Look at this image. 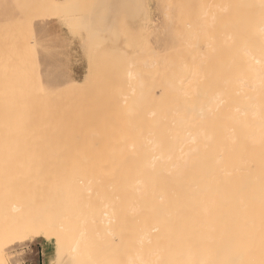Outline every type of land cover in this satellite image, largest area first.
<instances>
[{
    "label": "bare ground",
    "instance_id": "6f19581e",
    "mask_svg": "<svg viewBox=\"0 0 264 264\" xmlns=\"http://www.w3.org/2000/svg\"><path fill=\"white\" fill-rule=\"evenodd\" d=\"M210 1L213 2L209 0L207 8ZM233 1L236 6L231 9L234 6L233 4L231 6ZM82 2L85 5V1ZM123 2L134 1L100 2L106 5V8L98 11L104 12L110 21L109 31L113 23L117 19L120 20L122 14H126L122 12L121 16L117 15L118 18L114 20L116 11ZM212 2L210 8L214 7ZM219 2L216 0L214 3L216 9L211 8L210 12L208 8L207 13L214 10L211 16H216L217 9L226 10V6H231L226 10L230 14L237 8L230 14L237 16V22L233 20L236 18L235 15L231 18L224 10L226 17L229 16L233 21L230 22L228 17L226 19L229 21L225 19V23H232L234 25L231 24L232 28L229 27V23V25L224 23L223 26L229 28L226 27L227 30L223 28L224 31L219 27V21L218 24L213 23L222 29L221 35L225 32L227 38L222 35L223 37L218 40L228 42L223 46L219 45L222 42L217 45L229 46L230 51L227 52L226 48L225 51L230 57L225 55L224 49H221L222 53L219 48L220 54L218 49L215 48L217 51L214 49L215 46L211 49L212 44L207 41L205 46H209L208 48L213 51L208 50L204 53L201 49L188 47L186 50V46H181L178 48L180 51L181 48L185 49L184 52L187 51V54L183 50L181 52L185 56L184 59L186 60L190 54L194 59H191L189 65L186 64V69L185 64L178 66L181 61L176 63L173 61L174 65L178 64L175 74L178 71L183 73L173 75L175 79L172 77L171 82L166 79L167 77L164 79L166 75L171 77L170 72L161 75L165 72L160 73V70H157L156 72H159L155 77L160 74L163 77H159L161 81L168 82H164L163 87L158 88L148 84L152 89L149 87L150 89H145L146 91L142 78H139L138 84L136 83L139 88H136L137 85L134 83L136 80L132 86L133 80L130 79H136V76L133 73L134 76L131 77L130 72L131 78L127 83L131 81L129 84L132 88L135 87L134 90L143 89L139 92L140 96H145L143 93L145 92L149 97H155L152 96L153 90L155 93L156 89L160 88L162 92L163 88L166 92L162 94L167 97L162 99L155 94L158 99H162L160 107L158 103H156L158 107L154 106L156 97L148 101L146 95L147 102L143 97L144 100L137 97L136 100L133 99L134 102L126 99L124 101L131 103L128 107V102L122 101L120 107L122 106L124 114L122 109L114 110L112 107L114 116L122 115L121 118L118 117L119 121L124 118L121 122L125 129L118 121L119 131L112 129L114 123H110L111 127L106 124L105 119L109 121L110 118L105 117L107 115L110 117V114L102 115L105 119L101 114V117H96L104 119V122H100L90 114L93 109H83L87 111L86 116L83 110L82 112L77 110V106L80 109L81 105L78 100H69L66 104L62 102L63 100L37 98L40 94H37L36 90H24V87H33L26 74L27 69L22 65L18 66L17 61H10V64H7L9 62L6 53L0 51V238L8 240L7 243L20 242L33 234L46 240L54 247L49 264H223L228 260L235 261L236 264H259L264 258V0H231L230 5L225 6ZM56 3L60 4L58 0ZM142 3L140 6L145 10L144 4L148 2ZM82 9L80 11H83ZM142 9L137 10L143 13L144 17L147 15V9L146 11ZM123 10L127 11V8ZM67 11L69 13V10ZM221 11L219 14L222 15ZM211 16L209 18L213 20ZM127 17L129 18V15ZM134 17L133 19H136ZM212 20L209 21L211 25ZM74 22L76 24V20ZM72 29L75 32L81 30L73 27ZM119 29L116 31L119 32ZM112 31L114 33L115 29ZM231 32L234 33L231 35ZM86 33L89 34L87 31ZM226 33H230L228 35L232 39ZM107 35L105 38L109 40ZM98 36L96 34L95 40ZM101 37H98L99 40ZM135 37L137 40V36H133V40ZM129 38L126 41H129ZM228 38L230 40H227ZM112 40L110 42L113 43ZM99 48L101 50V47ZM190 48L195 51L194 54L192 50L193 56L192 52H188ZM214 50L218 55L214 54ZM114 51L113 49V55ZM176 56L170 57L171 61L178 59L180 54ZM231 57L233 60L229 61ZM105 58L111 60L110 57ZM221 59L224 60V64ZM225 60L229 61V66L225 65ZM163 63L166 67L164 61ZM111 65L113 66V63ZM133 65H129L130 68ZM93 67L95 65L91 68ZM182 67L185 71L180 69ZM88 70L90 72V67ZM14 72L16 74H13ZM104 72L106 73V70ZM171 72L173 74L174 70ZM125 73L122 76H125ZM91 77L93 76L89 73L85 82L92 84L89 80ZM170 77L168 79H171ZM87 86L84 85V88ZM135 92L137 91H134L137 96L138 92ZM141 100L146 103L145 106L150 105L147 107V114L146 111L140 110L145 107ZM89 103H85V106H94V103ZM150 103L154 104V107ZM101 106L103 109V104ZM118 109L121 111L120 115ZM130 109H134L132 114L129 113ZM87 113L99 121H95L96 124L107 125L103 128L102 124L101 128L104 131H100L98 125L94 126L92 118V125H87L88 122L85 121V117L89 118ZM81 114L85 117L82 118ZM83 120L86 124L81 125ZM85 126H94L98 130H91L94 127L86 130ZM105 128L108 131H105ZM45 149L52 150H47L51 155ZM28 150L36 153L44 150L45 155L49 156H44L42 151L43 156L31 157ZM12 151H18L20 155L18 152L15 155ZM34 152L33 154H36ZM35 207L37 215L39 211L41 213L37 217L36 210L32 213L31 209ZM30 213L35 216H30ZM0 261H3V264H10L2 245Z\"/></svg>",
    "mask_w": 264,
    "mask_h": 264
},
{
    "label": "rangeland",
    "instance_id": "374dc122",
    "mask_svg": "<svg viewBox=\"0 0 264 264\" xmlns=\"http://www.w3.org/2000/svg\"><path fill=\"white\" fill-rule=\"evenodd\" d=\"M58 1H59V3H60V1H62V2L64 1V2L58 4V3H56L57 0L56 1L55 0H0V42H1L0 43V51H4L6 53V58H7L8 62H9L7 64H10V61H17L18 66L22 65V66H24L27 69V73L26 74L28 75L29 79L31 80L29 82L32 83L33 87H24V90H36L37 94H40V95H37V98H40V99H44V98L45 99H49V100L53 99L51 101H54V100L55 101L56 100L57 101H62L63 100L62 101L63 103H66V101H69V100L70 101H73V100L77 101L78 100V102H81V103H79L81 105H80V109H78L79 106H77L78 107L77 110H80L82 112L83 109L84 110L85 109L86 110H88V109L92 110L93 109L94 111L92 110V113H90V114H93L92 116L95 119H96V117L100 116V114H101V116L102 115L105 116L107 114H110V117H108V115L105 117V118H108V119L110 118L109 119L110 122L108 120H106L103 116L102 117L107 122V123L106 122L105 123L107 125H110V127H111V124L114 123V126H113L114 128H112V129L115 130V131H119L120 130V128H118V126L120 127V124L118 125L117 123L119 121L118 117L121 118L122 115H120L121 111L118 109L120 111V113L119 114L117 113V114L120 115V116L117 117V115H115L116 116L115 117L113 115L114 113H112V110L120 108V109H122V112L124 114L122 106L120 107V105L123 104L122 101H124L126 99L133 100V99H135L137 97H139V98L141 97V99H143V98L145 99L148 96L147 93H145V92H143L145 94V96H142V95L140 96L139 95L140 90H143V89H140L139 91H138V89H135L138 92V94H137V96H136V94H134L135 90L133 88H135V87L132 88V86H134V83L138 84V82L140 81L139 78H142V81L144 82L143 83L144 91H146L145 89H150L149 87H151V89H152V86H154V85H155L156 88L163 87L164 82L165 83L168 82L166 80L165 81L163 80L164 82H162L161 81L162 79H160V78H163V77H161L160 74L157 75V78L155 77V74H158V72H159V71L156 72L157 70H160V73L162 71L165 72V73L162 72L163 74H161V75H164V74L166 75L167 73L170 72L171 77L166 75L164 77V79L167 77L166 79L169 80V82L173 81L172 80L174 78L173 75L178 74V72H179V74L183 73V71L180 72L178 70H180V69L183 70L194 59V58L191 57L190 53H188V54H190L189 57L187 55V58H186L187 61L184 59L185 56L181 52H182V50L184 52L185 49L188 50L189 49L188 47H192V48L194 47L195 50L201 49V51H204V53H206L208 50L213 49V47L215 46L214 49L215 48L218 49V53H219V48H220V52H222L221 49H224L225 55L229 56V54H227V52L230 51V47L227 46V47H229V48H227L226 45H224L225 47L219 46V45L223 46V44H225L228 41H226V40H225V42L221 41L222 42L221 43V42H219V40L223 36H224V38H227V37H225V32H224L225 30L223 28L226 29V27L228 28V26L225 27V26H223V24L226 22L225 21L226 18H228L229 16L231 18H233L232 16L235 15V14L230 15L231 12L233 13V11H236V9H237V8H235V10L231 11V9H234V7L236 6V5H234V1H233V3H231V6H232V4L234 5L232 8H231V6H226L227 7L226 10L228 9V7L231 8V9H229L231 11L230 14L227 13L228 11H226L225 8H224L225 12L227 14H229L228 17H226L227 14L224 12L223 8L221 9V10H223V12L221 10L220 11L223 14L224 13L226 14V15H224L225 17L223 16V14L222 15L219 14L220 13L219 9H217L218 11L215 10L217 12V13L215 12L216 16L215 15L211 16V14H214L213 13L214 10L212 11V13H210L211 12L210 9L211 8L213 9L214 7H215L214 9H216V6H215L216 4H214L216 2V0H215V2H214V0H213V2L210 1V3L212 2V5H214V7L212 6L210 8L211 4L209 3V7H208L209 10H210L209 13H207V11H209L208 8H207V3L209 2V0H146L148 3H146L145 0H142V1H144L143 3H146V4H144V7L147 9V15L144 16V17L142 16L143 13L139 12V10L142 9L141 6H140L141 3H142L141 0H140V4H139V0H133L134 2H129L130 5H129L128 2H123V4L119 7L120 9L119 8L117 9L116 15L114 17V20H116L118 18V16L120 17L122 12L123 13L125 12L127 15L126 14H122V16L120 17V20H122L121 18L124 16L122 21L125 23V25H124V23L122 21H121V23H123V25H121L120 20L117 19L116 21H117V23L119 22L118 24L116 23V21L115 22L113 21L114 22L113 25L117 24L116 25L117 27L112 25V28L110 29V31L109 30L107 31L108 33L106 32L103 35L99 34V36H98V33L96 31H94V29H92L91 27H86L85 26L86 18H89L92 15V12H93L92 9H90V11H89V7L88 8L84 7V9H82L83 7H79V8H81L83 10V11H80L81 9L79 10V8H77V9L73 8V7L72 8L70 7V9L68 8L69 5H75V3H77V2H78V4H76V5H79V4L80 5H84V2H82V0H79V1L78 0H76V1L75 0H73V1L69 0L70 2L68 0H58ZM67 1L69 2V4H68ZM84 1H85V5L101 4L100 2H102V0H96V2H95V0H93V1L84 0ZM219 1L220 0H218V2ZM229 1L231 2V0H228L227 3L226 2L225 3H223V2L220 3L221 2L220 1L219 4H223V6H225V4H229ZM79 2H81L82 4L79 3ZM64 3L66 4L65 6H64ZM219 4L217 3V5H219ZM236 4H237V2H236ZM132 5L134 7L136 6L135 8H133V10L131 9L133 7ZM124 7L127 8V11L131 9L132 12H131V10L128 11V12L124 11L123 9L126 10V8H124ZM217 7L220 8L219 6H217ZM86 8H87V10H86ZM61 9H62V12H61ZM137 9H139V10H137ZM146 9L145 10L142 9V10L146 11ZM67 10H69V13H68ZM84 10H86V11H84ZM136 10L138 11V13H136ZM88 12H90V13H88ZM60 13H62V14H60ZM131 13L133 15L135 14L136 16L134 15L135 16L134 17ZM139 13H141L140 16H138ZM234 13H236V12H234ZM128 15H129V18L127 17ZM210 16L213 18V20L215 18L217 20L215 19L214 20L215 22H214L212 19L209 18ZM217 16H219L222 19L220 20V18H217ZM75 17H76V19H73ZM133 17L136 18L138 21L136 19H133ZM137 17H140V19H138ZM230 17H229V19L231 20ZM69 18H71V19H69ZM124 18L126 20H124ZM131 19H132V21H130ZM236 19H237V16L233 20L235 22H237ZM75 20H76V24L74 22ZM134 20H136V21H134ZM211 20H212V24L216 23L217 21H219V24H218V22L216 24H218L219 27L224 30V31H222V32H224V33H222L223 36L220 34L221 33L220 30H222V29H220L219 27L217 28L216 25H214V24H213L214 27H212L213 25L209 24L210 23L209 21H211ZM226 20H228V19H226ZM230 22L233 23L232 20ZM126 23H127L128 26L126 25ZM228 23H225V25L228 24ZM232 23H229L230 24L229 27H231V28H232V25H233ZM136 25H137V27H136ZM125 26H126V28H124ZM72 27L75 28L76 30L78 29V31L81 28L82 31L80 30V32H77V31L75 32V30H73ZM122 27H123V29H122ZM231 28H230V30H232ZM87 29H89V30H87ZM112 29H115V32H116V33L114 32L115 34L113 33ZM116 29H119V32H118V30L116 31ZM92 30L94 31V33H93ZM230 30H229V32H230ZM86 31L89 32V34L86 33ZM124 31H125V34H124ZM132 31H134V32H132ZM232 31H234V30H232ZM128 32L132 33V35H129ZM135 32L137 34H135ZM140 32L143 33V34H141ZM133 33H134V35H133ZM233 33L234 32H231V35ZM96 34H97V36L99 38L102 36L101 40H99V38L97 37L96 40H99V42L95 40ZM107 34H110V35L113 34L115 36L112 35V37L110 39V35H107ZM140 34H141V36H140ZM214 34H215V36H212ZM228 34H230V33H228ZM228 34L226 33V35H228ZM106 35H107V37L109 36L108 37L109 40H107V38H105ZM178 35H180V37ZM88 36L91 38V40H89L91 43L88 41V39H90V38H88ZM103 36H104L105 39L103 38ZM133 36H137L138 37L137 40H136V37L133 40ZM50 37H56L57 38L58 46H57V48L55 50L49 49V48H45L43 46L44 42ZM113 37H117L116 39H118L120 37L118 39L120 42L118 40L116 41V39L113 38ZM128 37H130L128 39L129 41H126V39ZM212 37L213 38L215 37V38L213 39ZM217 37H219V38H217ZM228 37H230V36L228 35ZM122 38L124 39V41H123ZM210 38L212 40H210ZM230 38L232 39V37H230ZM230 38H228L227 40H230ZM114 39H115V41H114ZM143 39H144V41H143ZM111 40L114 41V42L113 43L110 42ZM102 41H104L103 44H102ZM206 41L210 42L212 44V46H210L211 49L208 48L209 46L208 47L205 46V44H207ZM211 41H213V42H211ZM216 41H218V42H216ZM109 42H110V44H109ZM214 42H215V44H214ZM218 43H221V44L217 45ZM90 44H91V46H90ZM129 44H133V45L128 46ZM189 44H190V46H189ZM105 45L106 46L108 45V46L106 47ZM110 45H111V47H110ZM126 45H127V47H126ZM134 45H136V46H134ZM227 45H229V43ZM181 46H186V48L185 47H184L185 49L181 48V51H180L178 48L181 47ZM4 47L6 48L7 51L5 50ZM99 47H101V50H100ZM117 47L119 49H117ZM123 47L126 48V49H124ZM137 47H139V49ZM105 48H106V50L108 49L107 52H106ZM112 48L115 50L114 51V55L116 54L117 56L113 55V52H112L113 49ZM225 48L227 49L226 50L227 52L225 51ZM204 49H206V50H204ZM173 50H175V52H173ZM192 50L194 51V49L190 48V50L188 52H192V56H193L195 54V51H194V54H193ZM215 50H214V54H216V51H217V50L216 51ZM96 51H97V54H96ZM108 51H110L111 53L108 52ZM153 51H154V53H153ZM211 51H213V50H211ZM99 52H100V54H99ZM166 52L168 53V55H167ZM169 53H173V54L176 53V55L178 54V56L180 54L179 57H182L183 60H182V58L178 57L179 60L175 59L176 61L175 60L171 61L170 57L172 58L174 56L175 57H177V56L176 55L173 56L172 54H169ZM184 53L187 54V51L184 52ZM209 53H210V51H209ZM139 54H141V55H139ZM155 54H158L159 56L155 55ZM216 55H218V54H216ZM101 56L104 57V58H102ZM106 56H107V58L110 57L111 60L109 58L107 60L105 58ZM113 56H114V58H113ZM130 57H131V59H130ZM155 57H156V59H155ZM232 57L234 59V56H232ZM232 57H231V59L229 61L233 60ZM161 58H163V59H161ZM228 58H225V59H228ZM137 60H139V62ZM160 60H163L165 62L166 67L164 66L163 61H160ZM221 60H222V62L224 64V60L223 59H221ZM131 61L133 62L132 64H131ZM173 61L175 63L177 61L178 62L181 61L180 63H178L179 65L177 64L178 66H180V64H182L181 66H183L184 64L185 65L187 64V65L184 66V68L182 67V68L178 69L177 70L178 72L176 71L177 73L175 74V70L178 67H177V65H174L175 63ZM185 61L186 62L189 61V63H186ZM227 61H226L225 65L229 66L230 63H229V61L228 62ZM90 62H92L93 65H95V67H93V69L91 68L93 65L91 63V65H92L91 66ZM146 62L148 64V70H147ZM111 63H113V66L111 65ZM171 63L172 64L174 63L173 65L176 66L175 69H172V68H174V66ZM105 64H106V66H105ZM107 64H109V65L107 66ZM115 64L118 65V66H116ZM149 64H151V65H149ZM167 64L169 66H167ZM231 64H234V63L231 62ZM129 65H133V66H131V68H130ZM120 66H121L122 70H121ZM89 67H90V72L88 70ZM108 67L109 68L110 67L111 68L114 67V68L107 70ZM162 67H163V69H162ZM116 69L119 70V71H117ZM128 69L129 70H133V72L129 71ZM185 69H184V71H185ZM105 70H106V73L104 72ZM120 70H121V72H120ZM150 70L151 71L153 70V71L151 72ZM167 70H168V72H166ZM173 70H174V72L172 74L171 71H173ZM93 71H95V72H93ZM108 71H110V72H108ZM125 71H126V73H125ZM88 72L90 73L91 76L94 77V78L91 77L92 79L91 78L89 79L90 81H92V84H90L91 82H89V84H88V82L87 83L85 82L86 76L89 75ZM130 72L132 73L131 77L135 75L136 79H134V78L130 79L131 78L130 77ZM146 72H147V74H146ZM92 73H94V75ZM124 73H125V76H122V75H124ZM133 73H134V75H133ZM13 74H16V72H14ZM138 74H140V76ZM105 75H107V76H105ZM116 75H118V76H116ZM127 75H129V76H127ZM137 75H138V77H137ZM111 77H112V79H111ZM168 77H170L171 79H168ZM129 79L133 80L132 83H131L132 86L129 84L131 81L127 83V80L129 81ZM109 80H110V82H109ZM114 81H116V82L114 83ZM111 83H113V85ZM120 83H122V84L120 85ZM161 83H162V85H161ZM106 84H108V85L106 86ZM148 84L152 85V86H149ZM84 85H86V86L90 85L91 87L87 86L89 88H87V87L84 88ZM114 85H116V86H114ZM127 85H129V87ZM111 86H113V87H111ZM122 86H124L125 88L122 87ZM136 88H139L138 85H137ZM153 89H155V88H153ZM161 89H162V92L160 91V88H159L158 90L156 89L155 93H154L155 90H153V94L151 93L152 96L154 95L157 98L156 95H158V97L162 98V99L167 97L166 95L164 97V95L162 94L163 92H166V91H163V88H161ZM105 90H107V91H105ZM108 91H109V93H108ZM157 91H158V93L160 95L157 93ZM129 92H131V93H129ZM137 92H135V93H137ZM102 93H105V94H102ZM122 94H123L124 97L122 96ZM151 94H149V95H151ZM126 95H127V97H125ZM132 95H133L134 98L132 97ZM84 96H86V97L84 98ZM120 96H122V97H120ZM128 96H130V97H128ZM108 97L110 98V100H109ZM155 97L151 98V97L148 96L147 98H148V101H149L150 98L153 100V99H155ZM162 99L160 100V99L157 98L156 102L153 101L155 105L150 103L151 106L154 105L155 107H158V106L160 107L161 106L160 103H161ZM105 100L106 101L109 100V101L106 102ZM82 101L83 102L85 101V102L82 103ZM157 101H159V102H157ZM87 102H88V104H90L89 102L94 103V106L92 105V107H91V105L90 106L87 105L88 108H84V107H87V106H85V103H87ZM96 102H98V103H96ZM104 102H105L106 106L104 105ZM124 102H126V101H124ZM133 102H134V100H133ZM145 102H147V100ZM130 103L131 102L129 101L128 105H127L128 107H129ZM142 103H144V102L142 101ZM156 103H158L159 105L157 106ZM66 104H68V103H66ZM102 104H103V109H102V106H101ZM138 104H140V103H138ZM145 104L146 103H144V106H145ZM97 105H98V107H97ZM148 105L143 107L144 109L141 108L140 110L141 111H143V110L146 111L148 109L147 107L150 106V105L149 106ZM112 107H113V109H112ZM123 107H126V106H123ZM140 107H142V104H141ZM127 109H129V108H127ZM127 109H126V113H127ZM134 109H135V107H134ZM134 109H130L129 113L132 114L134 112ZM153 109H155V108H153ZM80 111H79V113H81ZM147 111H146V114H147ZM86 112L84 111V115L86 114ZM98 112H99V115H97ZM140 112H139V114H141ZM84 115L81 114L82 118H84L86 116V115L85 116ZM126 115H130V114H126ZM126 115H125V117H126ZM88 116H89V114H88ZM92 116L90 115L89 118L91 119ZM100 117H99V119L97 118L96 120H99L100 122H104V119L101 118L102 120H100ZM123 117H124V115H123ZM89 118L87 119L85 117L86 123L88 122L87 125L96 121L95 119L92 118L94 121L91 119V122H90ZM123 119H121V121ZM111 120H113L114 122L113 121L111 122ZM83 121H81V123H80L81 125H83V123L86 124L85 121L84 122ZM99 121H96V122H99ZM121 121H119V122H121ZM96 122L94 123V126H95ZM98 124H100V123H98ZM98 124H96V125H98ZM102 124L103 123H101V125L97 126V128L100 131L103 130L101 128ZM121 124L123 125L122 122H121ZM107 125L103 124V128H104V126H107ZM86 126H85L86 130L87 129L90 130L89 127H94V126H88V127H86ZM81 127L83 128V126H81ZM121 127H124V129H125L124 125L121 126ZM97 128L94 127V128H91V130L92 129L96 130ZM106 128H108V127H106ZM106 128H105V131H108ZM127 128L128 127H126V129ZM109 130H111V129H109ZM113 130H111V131H113ZM47 150L52 151L50 149H45L46 152H47ZM26 151L27 150H25V152ZM28 151H30V150H28ZM42 151L44 152V156H46L47 154L45 155V151L44 150H41L40 153L39 152L36 153V152L33 151L36 154H33V152L30 151L29 152L30 154L29 153L28 154L31 157L32 156L35 157V155H36V157H40L42 155ZM16 152H18V151H15L13 153H15V155H16ZM24 153H22V154H24ZM47 153H49L51 155L50 152H47ZM37 154H40V155L38 156ZM49 154L47 156H49ZM18 155H20L19 152H18ZM29 155H27V156L30 157ZM25 156H26V154H25ZM31 209H32V213H34L33 210H36V207L34 209L33 208H31ZM37 209H39V208H37ZM38 213L41 214L40 211ZM39 214L37 215V210H36V216L34 214L32 216L31 213L29 215L32 216V217H34V216L37 217V216H39ZM23 216H25V215H23ZM26 216L28 217V215H26ZM40 216H42V215H40ZM7 242H8V240H6L5 238H0V245L3 246V248H4V250H5L6 254H7L8 261L10 262V264H49L50 258H51L52 254L54 252V247H53L52 244H50L46 240L41 239L40 237H38L36 235H33V234H30L28 237H26L23 241H20V242H16V241L15 242L12 241L11 243L10 242L7 243Z\"/></svg>",
    "mask_w": 264,
    "mask_h": 264
},
{
    "label": "snow or ice",
    "instance_id": "6c2138e0",
    "mask_svg": "<svg viewBox=\"0 0 264 264\" xmlns=\"http://www.w3.org/2000/svg\"><path fill=\"white\" fill-rule=\"evenodd\" d=\"M69 7L79 8V7H89L93 9L92 15L89 18H86L85 26L91 27L94 29L98 34H105L109 27L110 21L108 20L106 14L102 11H98V9L106 8L104 4H94V5H70ZM45 48L55 50L58 46V41L56 37L48 38L43 45ZM0 264H3V261H0ZM223 264H236L235 261H224ZM259 264H264V258L259 261Z\"/></svg>",
    "mask_w": 264,
    "mask_h": 264
}]
</instances>
